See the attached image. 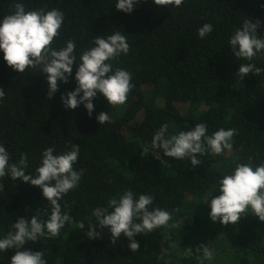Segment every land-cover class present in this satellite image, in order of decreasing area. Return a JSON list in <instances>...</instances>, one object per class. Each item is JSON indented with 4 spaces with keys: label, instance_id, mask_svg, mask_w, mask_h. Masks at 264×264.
Segmentation results:
<instances>
[{
    "label": "trees",
    "instance_id": "16d2710c",
    "mask_svg": "<svg viewBox=\"0 0 264 264\" xmlns=\"http://www.w3.org/2000/svg\"><path fill=\"white\" fill-rule=\"evenodd\" d=\"M116 2L0 0V20L14 11V3H23L26 11H62L64 23L53 47L58 50L73 40L77 59L94 46L96 37L119 31L127 37L130 51L118 57L119 63H111L113 69L130 72L134 85L123 106H111L98 94L89 117L83 104L67 109L61 100L77 87L79 60L69 82L58 81V91L49 99L47 74L39 68L13 70L0 50V89L6 93L0 101V144L11 162L26 153L25 174L35 177L46 148L62 154L74 144L80 147L74 169L83 171L78 186L60 201L62 212L72 219L59 236L28 241L19 250L42 251L47 264H212L203 259V249L198 254L196 250L203 244L212 259L219 257L213 253V241L219 238L229 241L232 251L224 254V263L214 264H264V221L246 212L225 232L209 215L211 200L221 195L218 181L224 175L232 174L237 164L255 168L264 163V72L249 73L242 80L237 75L242 63L264 68V55L253 61L237 58L228 42L245 19L260 21L257 34L264 38V0H185L180 7L139 0L130 14L117 10ZM207 23L213 31L200 39L197 30ZM102 111L110 119L100 125L97 116ZM198 123L208 125V135L221 127L235 128L233 148L219 156L197 154L200 164L195 167L190 159L167 157L158 148L141 155L161 125H169L171 136ZM0 184V238L20 218L39 215L47 220L50 203L38 186L10 177L0 179ZM129 189L137 199L152 195L150 210L169 211L183 220L182 225L137 234L136 252L123 234L112 241L110 230L100 228L92 213ZM89 220L96 223L99 238L87 237ZM80 221L84 229L78 227ZM200 227L203 234L198 233ZM188 248L193 256L185 258ZM16 251H0V264H11Z\"/></svg>",
    "mask_w": 264,
    "mask_h": 264
},
{
    "label": "clouds",
    "instance_id": "9594fccd",
    "mask_svg": "<svg viewBox=\"0 0 264 264\" xmlns=\"http://www.w3.org/2000/svg\"><path fill=\"white\" fill-rule=\"evenodd\" d=\"M139 0H117V10L131 13ZM185 0H154L156 6L180 7ZM14 9L0 20V50L4 53V60L13 70L24 73L26 69L39 68L47 74L49 99L58 91V81L68 83L73 72V64L79 60L80 64L75 74L77 87L74 91L61 95V100L67 109H76L81 104L87 109L89 117L94 111L93 99L102 94L109 105L123 106L128 100L134 85L131 83L132 74L122 68L113 69L112 61L119 63L118 57L127 54L130 46L127 37L119 31L108 35L107 38L96 37L94 46L84 50L77 59L75 41L69 40L60 49L53 47V43L60 34L64 23V13L58 9L45 11L44 9L26 11L23 3L10 5ZM260 21L253 23L245 19L242 26L234 31L229 38V44L237 58L253 61L257 55H264V38L257 34ZM198 37L204 39L213 31V25L204 24L198 30ZM264 68L254 63H242L237 75L242 80L249 73L260 74ZM82 93V95H81ZM5 91L0 89V101L5 97ZM107 112L97 116L98 123L109 122ZM168 124H163L154 133L151 144L144 145L141 155L147 156L149 148L163 150L167 157L184 161L190 159L195 167L200 164L197 154L204 155L211 152L221 155L225 150L233 148V137L237 134L235 128H219L208 135V125L198 123L188 131H180L176 135H168ZM52 147L42 153L40 166L36 168V176L26 175L29 167L28 156L21 154L20 159L11 162L10 154L5 146L0 144V179L10 177L13 181L21 180L38 186L43 197L50 203V215L44 214L47 220L39 215H33L30 220L20 218L12 225L3 238H0V251L16 249L11 258V264H47L42 251H20L28 242H36L41 237L49 239L58 237L61 229L72 217L62 212L60 201L75 189L82 179L83 171L74 169L79 158L80 147L72 144L71 150L62 154H54ZM163 163V161H162ZM221 195L213 198L210 203V218L219 220L224 225L236 224L242 214L251 212L260 221H264V163L255 168L251 163L237 164L232 174L224 175L218 181ZM3 190V184H0ZM154 197L140 194L138 199L132 190L108 200L107 207L96 208L92 216L100 228L110 230L112 241H116L121 234L130 241L128 247L132 252L139 250L140 245L134 239L137 234L151 233L158 228H178L183 220L174 217L173 213L159 207L151 209ZM177 211H179L177 209ZM139 220V222H137ZM87 237L99 238L96 223L89 220ZM80 229L85 223L80 221ZM203 249V259L211 260L212 253L203 244L197 247V254ZM193 256L188 248L184 257ZM163 256L158 257L162 259Z\"/></svg>",
    "mask_w": 264,
    "mask_h": 264
},
{
    "label": "rangeland",
    "instance_id": "374dc122",
    "mask_svg": "<svg viewBox=\"0 0 264 264\" xmlns=\"http://www.w3.org/2000/svg\"><path fill=\"white\" fill-rule=\"evenodd\" d=\"M213 225H220L221 228H223V230L225 232H228L229 231V228H230V224L228 225H224L222 223L219 222V220L217 221H212ZM203 228L200 227L199 230H198V233L200 234H203ZM200 238L203 239L202 236L198 235ZM228 243L229 241H226L224 239H219V238H215V241H213V253H218L217 256L219 257H216L215 259H211V260H207L208 263H212L214 264L215 262H221L223 261L224 263V259L223 257L225 256L224 254H227L228 252L232 251V248L228 247ZM223 259V260H222Z\"/></svg>",
    "mask_w": 264,
    "mask_h": 264
}]
</instances>
